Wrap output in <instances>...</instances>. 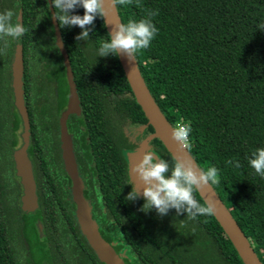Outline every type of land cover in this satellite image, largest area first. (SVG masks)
<instances>
[{
    "label": "trees",
    "instance_id": "16d2710c",
    "mask_svg": "<svg viewBox=\"0 0 264 264\" xmlns=\"http://www.w3.org/2000/svg\"><path fill=\"white\" fill-rule=\"evenodd\" d=\"M115 9L123 23L158 12L152 17L157 34L135 57L140 75L171 126L181 117L191 121L187 151L197 166L219 169L220 183L211 187L264 264V178L247 160L264 147V31L258 29L264 0H132ZM6 10L20 15L25 28L21 88L38 208L25 214L17 205L12 151L21 142V121L7 38L0 40V264H104L79 233L60 160L57 116L68 86L50 23L55 9L46 0H0V12ZM56 23L80 108L67 127L102 238L124 253L126 264H243L213 215L190 219L170 209L160 216L154 208L141 211L142 196L127 201L132 185L124 153L138 144L127 127L140 126L158 156L170 166L174 159L153 135L117 56H97L108 39L103 19H95L88 40L75 39L78 26ZM194 196L204 204L197 191Z\"/></svg>",
    "mask_w": 264,
    "mask_h": 264
},
{
    "label": "water",
    "instance_id": "95a60500",
    "mask_svg": "<svg viewBox=\"0 0 264 264\" xmlns=\"http://www.w3.org/2000/svg\"><path fill=\"white\" fill-rule=\"evenodd\" d=\"M46 1L50 9L51 2L50 0ZM104 8L106 14L103 18V22L107 33H110L114 25L121 22L115 7L110 5L109 0H105ZM18 19L21 20L20 15H18ZM50 23L53 27L55 45L62 56V62L65 68V81L68 86L66 102L57 116V125L59 129L58 147L64 173L69 179V191L70 198L73 203L75 221L79 233L83 236L87 246L91 251H93L99 261L104 264H126L121 258V255L116 252L112 245L104 240L100 235L97 225L91 217L89 201L83 194L82 181L77 173L70 133L65 125L68 115H79L80 108L75 93V84L72 78L69 61L63 48L59 29L52 11H50ZM12 47L13 53L11 56L10 69L13 105L21 121V142L12 151V161L15 175L19 179V184L21 186V194L19 195L20 210L25 214H30L38 208V203L35 193V184L31 172V165L27 157L29 130L26 108L23 103V90L21 88V37L18 41L13 40ZM117 58L135 102L139 105L144 117L153 129V135L160 140L161 144L173 159L182 158L190 161L194 166H197L187 149L179 148L177 143L171 139L170 134L172 126L167 122L149 94L136 62L134 60H129L124 55H117ZM147 139L148 138L142 140L137 149L126 151L124 153L125 161L129 169L141 158ZM135 184L139 187L137 189L141 188V182L138 181L137 178ZM197 193L204 204L206 203L213 207V217L228 237L242 263L261 264L246 237L243 235L221 200L215 194L213 188L211 186H205L200 191H197Z\"/></svg>",
    "mask_w": 264,
    "mask_h": 264
},
{
    "label": "clouds",
    "instance_id": "9594fccd",
    "mask_svg": "<svg viewBox=\"0 0 264 264\" xmlns=\"http://www.w3.org/2000/svg\"><path fill=\"white\" fill-rule=\"evenodd\" d=\"M104 2L105 0H51V6L55 9L53 16L60 27L78 26L81 32L75 39L88 40L95 19L105 17ZM109 2L114 7L127 6L132 0H109ZM78 6L84 9L82 16L72 14ZM156 15L158 12L148 11L146 18L128 19L127 23L115 24L112 31L107 34L108 39L100 41L97 56L124 55L129 60L135 61L138 53L150 47L151 41L158 32L152 22V17ZM258 29L264 31V24ZM24 33L23 22L18 19L16 13L12 10L0 12V40L11 38L18 41ZM3 51L4 49H0V52ZM191 132V121H185L181 117L175 121L170 135L179 148L189 149ZM247 160L254 172L264 178V147L254 149ZM227 163L240 167L238 161L229 160ZM130 171L141 182V188L137 189L132 184L131 191L125 198L127 201H134L142 196L145 202L141 211L146 212L154 208L158 215L165 216L170 209H175L178 216L186 213L190 219L213 214V207L206 203L201 204L195 198L194 192L200 191L205 186L220 183L217 167L194 166L190 161L182 158L174 159L170 166L168 161L149 148L139 161L131 166Z\"/></svg>",
    "mask_w": 264,
    "mask_h": 264
},
{
    "label": "flooded vegetation",
    "instance_id": "af4514ba",
    "mask_svg": "<svg viewBox=\"0 0 264 264\" xmlns=\"http://www.w3.org/2000/svg\"><path fill=\"white\" fill-rule=\"evenodd\" d=\"M72 114H69L68 115V117L66 118V121H65V125H66V127H67V121L70 119V116H71ZM75 115V114H74ZM79 115H80V113H79ZM79 115H75V116H79ZM68 122H70V121H68ZM137 127H139L140 128V130H139V135H141V127L140 126H137ZM81 128H82V126H81ZM67 129H68V127H67ZM69 131V130H68ZM69 133H70V138H71V143H72V134H71V132L69 131ZM134 139V138H133ZM144 139H146V138H142L140 141H142V140H144ZM134 140H136V139H134ZM140 146V143L138 142V144L136 145V147L135 148H133V149H131V150H129V151H132V150H135V149H137L138 147ZM152 149L154 152H155V150H154V147H153V145L150 143V142H148V140H146V142H145V146H144V150H143V153L144 152H146L148 149ZM73 149V148H72ZM142 153V154H143ZM155 154L157 155V153L155 152ZM74 159H75V156H74ZM75 162H76V159H75ZM76 167H77V162H76ZM127 169H128V174H129V168H128V165H127ZM77 173H78V176H79V178L81 179V181H82V190H83V188H84V182H83V179L81 178V176H80V173L78 172V167H77ZM129 182L131 183V181H130V178H129ZM131 185H132V183H131ZM88 201H89V199H88ZM89 204H90V213H91V217L94 219V221H95V223H96V225H97V228H99V223L97 222V219H96V216H94V214H93V209H92V205H91V203H90V201H89ZM19 210H20V205H19ZM20 212H22L21 210H20ZM114 234H112V235H115L116 233L115 232H113ZM118 239V237H116V239L115 240H117ZM112 243H115V242H113L112 241ZM111 244V243H110ZM112 245V244H111ZM113 246V245H112ZM120 255H122L120 252H118Z\"/></svg>",
    "mask_w": 264,
    "mask_h": 264
},
{
    "label": "rangeland",
    "instance_id": "374dc122",
    "mask_svg": "<svg viewBox=\"0 0 264 264\" xmlns=\"http://www.w3.org/2000/svg\"><path fill=\"white\" fill-rule=\"evenodd\" d=\"M139 130H140L139 127H127L126 128V132L128 133V135H130L131 138L136 139L140 143L141 142L140 140L142 139V137L138 134ZM20 131H21V128L18 131L19 134H20ZM129 178H130L131 183L136 186V184H135L136 176L133 175V173H131L130 169H129ZM16 186H17V189H18V198H19V195L21 194V186L19 184V179L18 178L16 179ZM137 188H139V187H137ZM17 205H19L18 199H17ZM120 253L124 255V253L122 251Z\"/></svg>",
    "mask_w": 264,
    "mask_h": 264
}]
</instances>
